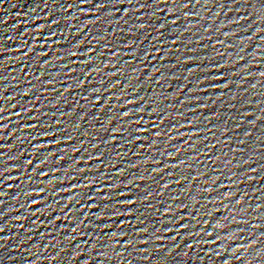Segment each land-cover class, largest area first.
Listing matches in <instances>:
<instances>
[{"label":"snow or ice","instance_id":"6c2138e0","mask_svg":"<svg viewBox=\"0 0 264 264\" xmlns=\"http://www.w3.org/2000/svg\"><path fill=\"white\" fill-rule=\"evenodd\" d=\"M89 2V0H81V3L82 4H87ZM105 6H107V5H101V7H105ZM185 7H187V5H185ZM126 15H127V13H125ZM97 103H99V101H97ZM3 111V109H0V112H2ZM142 111V110H141ZM125 115L127 116V115H129L128 113H125ZM144 131H146V130H144ZM57 143H59V142H57ZM41 147H43V145L41 146ZM29 163H31V161H29ZM3 195V193L2 192H0V196H2ZM107 199V198H106ZM35 203H38V202H35ZM131 204H134L135 203V201H131L130 202ZM119 207H125V208H127L128 207V205H118ZM106 211H107V209H106ZM128 214H132L131 212H129ZM118 215H123V213H120V214H118Z\"/></svg>","mask_w":264,"mask_h":264}]
</instances>
